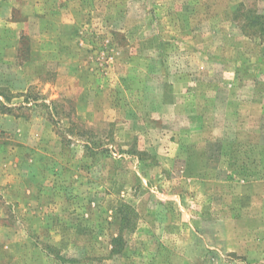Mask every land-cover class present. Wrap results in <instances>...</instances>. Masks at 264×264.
Segmentation results:
<instances>
[{
	"label": "rangeland",
	"instance_id": "1",
	"mask_svg": "<svg viewBox=\"0 0 264 264\" xmlns=\"http://www.w3.org/2000/svg\"><path fill=\"white\" fill-rule=\"evenodd\" d=\"M0 264H264V0H0Z\"/></svg>",
	"mask_w": 264,
	"mask_h": 264
},
{
	"label": "trees",
	"instance_id": "2",
	"mask_svg": "<svg viewBox=\"0 0 264 264\" xmlns=\"http://www.w3.org/2000/svg\"><path fill=\"white\" fill-rule=\"evenodd\" d=\"M237 15H238V10H234V12H233V20H234V21L236 20ZM85 148H86L87 151L90 150L89 147H87V146H85ZM124 222H125V221H122V220H121V224H122V225H124Z\"/></svg>",
	"mask_w": 264,
	"mask_h": 264
}]
</instances>
